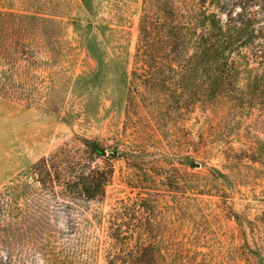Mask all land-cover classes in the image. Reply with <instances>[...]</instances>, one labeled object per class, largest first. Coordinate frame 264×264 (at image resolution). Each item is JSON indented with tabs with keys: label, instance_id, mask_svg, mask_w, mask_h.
<instances>
[{
	"label": "rangeland",
	"instance_id": "374dc122",
	"mask_svg": "<svg viewBox=\"0 0 264 264\" xmlns=\"http://www.w3.org/2000/svg\"><path fill=\"white\" fill-rule=\"evenodd\" d=\"M141 6L142 0H0L2 12L63 24L52 62L37 61L45 49L36 45L35 64L0 59V202L14 193L5 254L42 264L33 241L50 254V264H128L129 253L146 243L155 264H264V109L236 117L225 103H194L193 90V103L179 104L185 92L176 86L179 79L151 88L146 84L163 82L123 76L110 64L96 87L81 78L96 64L66 23L118 29L132 71L139 67L134 54ZM12 64L23 67L15 82ZM82 138L99 141L108 154L122 153L112 162L106 197L72 218L54 210L32 218L26 229L36 233L23 234L28 171L63 147L82 152ZM98 164L108 169L111 161ZM139 196L148 199L147 213L125 216L122 200ZM30 200L33 207L36 197ZM116 230L128 240H115Z\"/></svg>",
	"mask_w": 264,
	"mask_h": 264
},
{
	"label": "trees",
	"instance_id": "16d2710c",
	"mask_svg": "<svg viewBox=\"0 0 264 264\" xmlns=\"http://www.w3.org/2000/svg\"><path fill=\"white\" fill-rule=\"evenodd\" d=\"M67 25L74 29L87 57L96 64L90 74L81 77L94 87L110 70V64L115 73L123 76L131 72L134 77H155L163 82L147 83L151 88L167 86L168 78L179 79L176 86L185 90L176 98L179 104H192L188 93L193 90L197 96L194 103L202 107L225 103L236 117V113L264 109V0H142L134 54L139 67L132 71L128 67L130 51L118 29L92 21ZM62 29V22L52 18L0 11V59L35 64L38 54L33 48L44 46L45 52L37 61L52 62L56 57L53 45L60 44L58 33ZM121 64L127 67H119ZM11 67L10 81L15 82L14 77L23 67L14 64ZM76 120L65 122L71 124ZM80 142L82 152L63 147L41 158L28 171L22 187L23 234L30 232L32 237L36 233L26 229L32 218H46L54 211L72 218L74 212L83 214L84 206L102 202L106 197L114 174L112 162L120 159L122 153L115 149L108 154L99 141L92 139L82 138ZM102 159L111 161L108 169L99 166ZM32 195L36 197L33 207ZM13 196L14 193H6L0 202V264H23L17 254H5ZM147 200L142 196L122 200L123 214L147 213ZM115 233L111 234L115 240H128L119 230ZM30 244L31 249L36 247L39 251L42 264H50V254L42 244L33 241ZM151 258L147 244L142 243L124 261L155 264Z\"/></svg>",
	"mask_w": 264,
	"mask_h": 264
}]
</instances>
